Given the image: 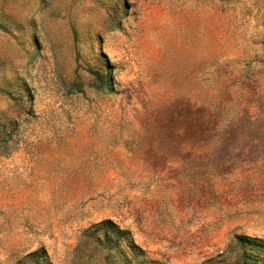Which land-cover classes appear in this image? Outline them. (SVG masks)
Segmentation results:
<instances>
[{
	"label": "rangeland",
	"instance_id": "obj_1",
	"mask_svg": "<svg viewBox=\"0 0 264 264\" xmlns=\"http://www.w3.org/2000/svg\"><path fill=\"white\" fill-rule=\"evenodd\" d=\"M0 138V264L264 240V0H0Z\"/></svg>",
	"mask_w": 264,
	"mask_h": 264
},
{
	"label": "trees",
	"instance_id": "obj_2",
	"mask_svg": "<svg viewBox=\"0 0 264 264\" xmlns=\"http://www.w3.org/2000/svg\"><path fill=\"white\" fill-rule=\"evenodd\" d=\"M0 141H4L0 138ZM109 224L114 228L116 235L124 234L110 220H103L100 225ZM234 250L226 249L225 252L204 261L202 264H261L264 261V240L245 234H236L233 237Z\"/></svg>",
	"mask_w": 264,
	"mask_h": 264
}]
</instances>
